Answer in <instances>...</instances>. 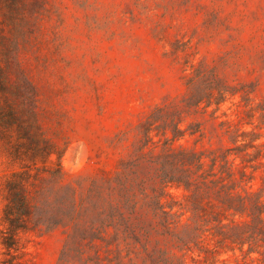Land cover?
I'll return each mask as SVG.
<instances>
[{"label": "trees", "instance_id": "16d2710c", "mask_svg": "<svg viewBox=\"0 0 264 264\" xmlns=\"http://www.w3.org/2000/svg\"><path fill=\"white\" fill-rule=\"evenodd\" d=\"M37 2L0 0V154L13 167L0 185V264H32L27 238L55 231L66 237L58 264H217L228 254L264 264V105L196 69L180 102L140 122L114 171L68 182L64 150L47 136L20 62ZM238 94L237 119L219 124L229 146L176 145L204 139L201 124L183 128L194 109L216 114Z\"/></svg>", "mask_w": 264, "mask_h": 264}, {"label": "rangeland", "instance_id": "374dc122", "mask_svg": "<svg viewBox=\"0 0 264 264\" xmlns=\"http://www.w3.org/2000/svg\"><path fill=\"white\" fill-rule=\"evenodd\" d=\"M37 1L20 62L36 89L43 128L64 150L68 182L86 185L100 171H114L140 122L157 106L180 102L196 69L213 70L250 91L253 106L264 105V0ZM240 100L229 99L216 114L215 106L194 109L183 128L199 123L205 137L176 145L229 146L219 124L237 119ZM11 170L0 154V185ZM252 189L260 191L259 179ZM65 238L62 231L29 236L32 264H58ZM217 264L235 262L228 254Z\"/></svg>", "mask_w": 264, "mask_h": 264}]
</instances>
